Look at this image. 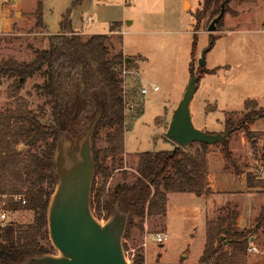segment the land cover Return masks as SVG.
<instances>
[{
    "label": "rangeland",
    "instance_id": "374dc122",
    "mask_svg": "<svg viewBox=\"0 0 264 264\" xmlns=\"http://www.w3.org/2000/svg\"><path fill=\"white\" fill-rule=\"evenodd\" d=\"M73 1L46 0L47 28L36 25L35 13L36 23L20 26L16 33L0 34V63L9 59L19 62L35 59L37 49L49 46V33H57L60 11L66 7L68 11ZM203 6L204 0H85L72 8L75 25L87 29V32L75 29L80 35L88 38L92 36L90 33L108 34L112 53L123 52L132 62L130 67L125 63L122 68L127 102L124 168L112 174L108 187L122 183L124 172L128 173L129 181L135 180L142 152L175 149L177 144L167 136V130L173 111L187 90L193 68L196 75L202 76L191 105L196 127L210 133L234 129L226 140L234 162L219 156L223 154V143H217L209 147V152L218 155L212 156L209 164L218 190L236 192L202 197L173 193L167 204V219L166 216L149 218L142 226L141 220L135 217L124 239L132 263L142 255L144 264H196L205 249L209 220L234 210L240 213L244 207L252 206L253 210H246V221L237 223L238 230L251 228L257 224L264 206V192L245 194L246 182L240 180V176L250 172L264 177V117L255 122L251 120L258 112H264V0H232L214 33L208 31L212 20L209 13L202 14ZM90 15L95 17L93 23L87 21ZM212 37L215 41L210 48ZM207 50V65H200L199 59ZM206 71L213 72L203 76ZM16 79L0 76V111L14 109L23 102L33 112L40 113L45 97L35 86L44 82L43 76H30L22 81L19 90H12ZM153 85L160 89L154 91ZM144 86L149 89L147 94L142 93ZM249 100L254 102L246 108ZM240 120L255 133V146L248 140L244 128H240ZM108 132L106 128L101 130L99 148L105 147ZM26 149L25 145L20 146L21 151ZM98 183H102L101 178ZM10 219L27 224L33 222L34 213L20 210L10 213ZM101 221L105 223L104 217ZM165 231L169 234L167 240L157 242L155 233ZM257 236L263 243L264 226ZM252 247L257 250L250 251V262L263 260L264 244L261 247L252 244Z\"/></svg>",
    "mask_w": 264,
    "mask_h": 264
},
{
    "label": "trees",
    "instance_id": "16d2710c",
    "mask_svg": "<svg viewBox=\"0 0 264 264\" xmlns=\"http://www.w3.org/2000/svg\"><path fill=\"white\" fill-rule=\"evenodd\" d=\"M84 1H73L63 16L60 31L49 36V47L37 49L31 62L9 59L0 63V76L18 77L12 90H19L24 79L41 74L44 82L35 88L45 97L40 113L33 112L23 102L14 109L0 111V203L11 213L20 210L34 213L31 223L18 224L12 220L0 226V264H19L25 257L55 252L49 238L47 211L58 180L54 157L60 137L62 133L75 131L80 141L100 109L102 117L94 135L96 176L91 196L93 211L100 220L103 217L107 220L120 203L123 209L131 212L126 238L135 217L143 226L149 218L167 215L169 193H191L199 197L213 193L208 179L210 145L206 143L189 147L176 145L170 151L142 152L135 180L129 181L128 173L124 172L122 183L108 187L112 174L124 168L127 102L122 68L128 57L123 52L112 53L108 34L84 38L75 30L72 8ZM231 1L204 0L202 14L209 13L212 20L220 13L222 4L226 2L227 7ZM36 16V25L46 27L41 3ZM214 41L212 37L210 47ZM128 63L130 67L132 62ZM212 72L206 71L203 76ZM251 102L254 100L246 102V108ZM47 107H50L49 114ZM254 116L252 122L263 118L264 112ZM103 128L109 132L105 147L99 148L97 142ZM240 128H244L248 140L255 146L256 136L252 129L245 127L242 120ZM21 145L27 149L21 151ZM222 152L226 160L234 162L227 142L223 143ZM247 183L249 188L264 192L261 176L249 173ZM17 195H23L27 204L16 201ZM239 217L240 213L234 210L208 221L205 249L196 264H264V259L252 263L249 259L252 244L258 247L264 244L257 236L264 226V206L257 224L251 228L238 230ZM252 238H255L253 242ZM144 263L142 255L133 261V264Z\"/></svg>",
    "mask_w": 264,
    "mask_h": 264
},
{
    "label": "water",
    "instance_id": "95a60500",
    "mask_svg": "<svg viewBox=\"0 0 264 264\" xmlns=\"http://www.w3.org/2000/svg\"><path fill=\"white\" fill-rule=\"evenodd\" d=\"M226 2L212 19L209 32L218 31V25L227 11ZM208 50L202 53L200 65H207ZM191 74L187 90L173 111L167 136L182 147L195 143H224L234 129L225 133H210L197 128L194 123L191 105L201 75H196L194 68ZM101 117L100 109L76 150H70V140L65 134L61 135L54 157L58 180L47 211L49 238L55 252L28 256L19 264H133L124 245L131 212L117 203L115 212L103 223L92 208L91 196L96 176L94 135Z\"/></svg>",
    "mask_w": 264,
    "mask_h": 264
},
{
    "label": "crops",
    "instance_id": "0c3cea01",
    "mask_svg": "<svg viewBox=\"0 0 264 264\" xmlns=\"http://www.w3.org/2000/svg\"><path fill=\"white\" fill-rule=\"evenodd\" d=\"M100 1H102V0H100ZM40 3L43 5V8H44V22H45V25H46V28H47L48 24H47V21L45 19L46 0H0V34L16 33L17 29L20 26L24 27L26 25H29V24L31 25V24L36 23L35 13H36ZM66 11H67V7L64 10L60 11V16H59V24L60 25H59V29L57 30V33L60 31L62 19H63V16L66 14ZM18 14H21L20 18H18ZM87 21H88V19H87ZM72 22H73V27L76 30L84 29V31L87 32V29H85L83 26L82 27H80V26L77 27L75 25L74 19H72ZM88 33H90V32H88ZM51 34H54V33L50 32L49 36ZM90 34L94 35L96 33H90ZM48 47H46V48H48ZM46 48H44V49H46ZM125 147H126V137H125ZM233 150H235V149H233ZM126 151H127V149H126ZM212 156L215 157V156H218V155H215L214 152H209L208 155H207V160H208V179H209V185H210V187H211V189L213 191V194L214 195H221V194H224V193H235L236 191H222V190H218L217 186H215V181H214L213 176L211 175L210 164H209L210 158ZM219 156H221L223 159L225 158L223 154H220ZM224 170H226V169H224ZM227 172L234 179H236L232 175V173H230L229 171H227ZM250 173H252V172H250ZM248 174L249 173H245L242 176H240V180L245 181L246 182V187H247V190L245 192H243V191L242 192L245 193V194H247L246 192H248V191H252L253 192V191H257L258 190V192H260L259 189L249 188L248 183H247V175ZM252 174L255 175L254 173H252ZM261 178H264V177L262 176ZM236 180H238V179H236ZM243 193H242V195H244ZM171 194H173V193H169L168 194V202H169V196ZM175 194H177V193H175ZM183 194H191V193H183ZM248 194L251 195V193H248ZM253 194H256L258 196L261 193H259V194L258 193H253ZM211 200H212V198L209 199V201H211ZM168 207L169 206L167 205V215H168V211H169ZM241 207H243V206H241ZM250 208H251V210H253L252 206L249 207V208L244 207L242 212L240 210V217L238 219V221L240 220V223H244V221H246L245 220V217H246L245 214ZM167 215H166L165 219H167ZM148 240H149V237L147 236V247H148Z\"/></svg>",
    "mask_w": 264,
    "mask_h": 264
},
{
    "label": "built area",
    "instance_id": "2783aa9c",
    "mask_svg": "<svg viewBox=\"0 0 264 264\" xmlns=\"http://www.w3.org/2000/svg\"><path fill=\"white\" fill-rule=\"evenodd\" d=\"M129 1H131V0H129ZM94 21H95V17L93 15H90L88 18V22L93 23ZM124 72L127 73L128 71L125 70ZM152 87H153L154 91H158L160 89V87L158 85H153ZM148 92H149L148 87L144 86L142 88V93L147 94ZM15 200L21 202L22 205L27 204V200L24 198L23 195L15 196ZM3 206H4V204L0 203V226H2V227L8 225L10 223V221H12L10 219V213L11 212H8L7 210H5ZM168 237H169V234L167 232L155 233V239L159 243H164ZM254 250H257L256 247H251L250 251L254 252Z\"/></svg>",
    "mask_w": 264,
    "mask_h": 264
},
{
    "label": "flooded vegetation",
    "instance_id": "af4514ba",
    "mask_svg": "<svg viewBox=\"0 0 264 264\" xmlns=\"http://www.w3.org/2000/svg\"><path fill=\"white\" fill-rule=\"evenodd\" d=\"M64 134L67 137V139L70 140L71 142L70 150H76L77 145L79 143V137L76 135L75 131L62 133V135Z\"/></svg>",
    "mask_w": 264,
    "mask_h": 264
}]
</instances>
